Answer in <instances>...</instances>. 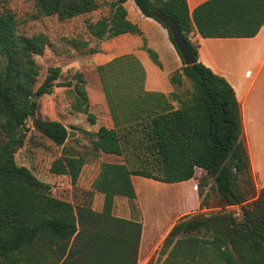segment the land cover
<instances>
[{
    "label": "trees",
    "instance_id": "obj_1",
    "mask_svg": "<svg viewBox=\"0 0 264 264\" xmlns=\"http://www.w3.org/2000/svg\"><path fill=\"white\" fill-rule=\"evenodd\" d=\"M125 1L112 2L108 17L88 25L93 39L143 36L127 19ZM32 2L29 20L56 16L66 21L99 7L96 0ZM133 2L144 17L165 29L155 12L176 23L196 62L187 67L183 63L169 75V82L180 87L187 81L191 91L185 97L173 91L170 96L178 104L173 108L165 96L142 91L144 70L132 57L97 67L113 128L102 126L95 133L84 132L93 137V151L121 157L124 143L142 149L144 158L134 170L122 163H102L86 192L88 204L77 205L53 197L48 185L15 162L14 152L22 146L24 128L38 109L33 98L51 95L55 86L61 87L57 83L61 69L48 68L43 83L34 89L39 74L34 56L50 47L48 38L20 35L15 13L6 6L0 8V264H137L142 225L115 217V198L135 200L132 176L175 184L191 180L196 169L213 179L218 207L238 206L240 212L238 216L224 211L199 213L179 220L163 240L159 255L172 248L161 264H264V187L257 193L243 139L240 104L225 78L199 62L198 39H193L196 34L200 39L255 37L264 27V0H207L192 13L186 0ZM143 49L161 68L157 53L146 47L145 40ZM116 67H120L116 73H126L129 79L127 98L117 95V84L107 78V72ZM79 82H84L81 77ZM65 86L72 87L70 83ZM73 91L77 101L72 109L94 124L84 86L75 83ZM35 125L55 146H63L70 138L69 129L59 121L37 119ZM83 166L81 157L63 154L51 163L50 173L65 176L75 185ZM94 194L103 196L101 211L91 208ZM206 197L203 207L207 206ZM249 199L254 200L245 205ZM192 232L209 237L178 238Z\"/></svg>",
    "mask_w": 264,
    "mask_h": 264
},
{
    "label": "rangeland",
    "instance_id": "obj_2",
    "mask_svg": "<svg viewBox=\"0 0 264 264\" xmlns=\"http://www.w3.org/2000/svg\"><path fill=\"white\" fill-rule=\"evenodd\" d=\"M96 1L99 6L97 10L70 20L59 21L56 16L29 20V16L33 12L32 0H0V8L6 6V8L15 13L19 20L18 32L20 35L30 38L42 34L48 38L50 43V47L41 56H34V60L39 66V74L36 78L34 89H37L43 83L48 68H55L61 65L59 67L61 74L57 80L58 85L61 87H54L51 95L34 97V101L38 103V109L34 120L31 118L24 128L25 137L22 146L18 145L16 148L14 154L15 162L18 166L30 170L39 181L48 185L53 197L74 205L88 204L86 192L90 190L102 163H122L126 164L129 169L134 170L140 168V163L144 158L142 149L135 150L132 146L124 143V154L121 157L107 156L94 152L91 144L93 137L84 133V128L90 125L86 116L72 109V105L77 101V96L73 91L75 83L83 85L85 91L88 87L89 92L94 97L103 96L100 76L96 70L79 72L75 71L73 67L70 69H63L62 67V65L74 61L83 53L86 55L87 52L85 51L89 50V46L92 48L98 45L97 41L89 35L88 25L96 22L97 19L108 17L110 4L116 0ZM71 41H75L76 44ZM263 55L264 50L262 48L249 51L244 42L207 40L204 43L202 52H198V59L201 56L208 68L216 75L220 76L219 73L221 71L225 73L227 79L228 77L236 78L237 84H244L253 78ZM203 61L200 60L199 62L205 65ZM118 68L120 67H116L115 71H108L107 78L110 83L117 84L115 85L117 86V95L127 98L130 92V88L127 87L129 79L126 73L122 76L119 75L120 73H116V70H119ZM247 72L250 75L249 79L245 77ZM225 76L221 77L227 81ZM80 77L83 79V83L79 82ZM263 80L264 68L258 82ZM68 83L72 86L70 89L65 86ZM135 91L133 89V93ZM173 91L185 97L191 91L190 84L184 81L182 86L173 87ZM167 99L173 108L178 107L177 102L171 96ZM246 113L249 125V138L254 145L256 128L251 123L252 119L248 105ZM37 119L42 121H68L69 140L63 146H55L34 127ZM258 131L261 134L260 137L264 138V127ZM63 154L79 156L84 160V166L75 185H72L69 178L65 176H55L50 173L51 163ZM260 172L264 175V168H260ZM251 173L253 174L252 170ZM131 179L136 192L135 200L130 201L121 197L115 198L112 214L115 217L137 221L143 225L144 230L141 237L142 253H144L146 245L153 244V241H156L173 222L175 224L183 218H190L199 213L211 215L224 211L238 216L240 212V207L238 206H230L223 209L218 207L219 201L214 181L200 169H196L194 177L184 185H167L137 176H133ZM255 187L257 193L264 187L260 178L258 179V185ZM182 191L184 192L182 193ZM183 195L186 197L185 200L181 198ZM204 196H207V206L203 207L201 202ZM253 200L249 199L244 204L250 205ZM90 201L93 210L101 211L102 195L94 194ZM191 234L209 237L204 232H192ZM185 236L181 234L178 237ZM160 261V257L157 259L154 256L150 264H160Z\"/></svg>",
    "mask_w": 264,
    "mask_h": 264
},
{
    "label": "crops",
    "instance_id": "obj_3",
    "mask_svg": "<svg viewBox=\"0 0 264 264\" xmlns=\"http://www.w3.org/2000/svg\"><path fill=\"white\" fill-rule=\"evenodd\" d=\"M205 1L207 0H186L189 13H192V11L198 5L202 4ZM123 7L127 12V19L132 24H135L139 27L143 36L123 34L117 37H113L111 39H104L101 41H97L98 45L93 46L92 48L91 46H89L88 48L89 50L85 51L87 52L86 55L83 53L81 56L77 57V59L71 61L70 63H66L62 65V67L63 69L65 68L70 69L73 67L75 71L87 72L93 69L96 70V68L100 66H107L108 64L119 58L121 59V58L132 57L133 59L139 62V64L144 70L145 76L141 85L142 91L147 94H153V95L161 94L166 98H168L170 94L173 92V87L169 82V75L175 71H179L183 67L182 59L179 56L173 44L171 43L168 32L165 28H163L159 23H157L153 19L144 17L141 14V12L138 10L136 5L134 4L133 0H126L123 3ZM193 39L194 40L198 39V44H199L198 52H202L204 43L207 40H219L224 42H237V43L244 42L246 43L247 49L249 51H254L259 48H262L264 50V27H262L259 30L258 34L253 38L200 39L196 34L193 37ZM144 40L146 42V47L152 49L157 53L158 59L161 63V68L153 64L147 52L143 49ZM93 49H96V51L94 52L91 51ZM200 60L203 61L201 56L199 58V61ZM203 63L208 67V65L204 61ZM59 67H61V65ZM263 68H264V55L253 78L248 83H244V84H237L236 78L228 77L229 79L228 80L224 72L220 71L219 73L220 76L226 77L227 82L236 91L235 94L240 104L242 121H243V139L247 148L255 186L258 185L259 178L262 180L264 184V175L260 172V168H264V138L260 137L261 134L258 131L260 128L264 127V80L258 82V79L261 75ZM245 77L246 79L250 78L248 72L246 73ZM86 94L88 98V112L94 116L95 120H94V124H90L88 122V124L90 125L84 128L85 130L84 132L95 133L102 126L106 128H113V121L109 112V108L105 96L103 94V90H102V94L104 97L92 96L91 93L89 92L88 87L86 88ZM139 105L141 104L139 103ZM247 105L252 119L251 123L256 128V132L254 133V137H255L254 145L249 138V125H248L247 113H246ZM58 121L61 122L66 127L67 124L69 125L68 121H61V120ZM188 182L189 181L182 183H175V184H167V185L177 186V185H184ZM157 183H161V182H157ZM183 192L184 191H182V193ZM181 198L183 200L186 199L184 195L181 196ZM173 224L174 222L171 224L170 227H167L165 229V231L161 234L160 237H158L156 241H153V244L146 245V248L143 251L144 253H142V247H141L142 240L140 238L137 264H149L154 256L157 259L158 257L161 258L160 264L165 260L172 246L169 248V250L165 255L162 256L159 255L158 251L161 250L163 240L170 231ZM143 228L144 227L142 225L141 237H142V232L144 230ZM184 236L185 237H178V238L194 237L198 239H207L206 237L195 236L192 235L191 233L184 234Z\"/></svg>",
    "mask_w": 264,
    "mask_h": 264
},
{
    "label": "water",
    "instance_id": "obj_4",
    "mask_svg": "<svg viewBox=\"0 0 264 264\" xmlns=\"http://www.w3.org/2000/svg\"><path fill=\"white\" fill-rule=\"evenodd\" d=\"M154 16L166 27V29L170 32L172 42L175 45L179 56L184 63V66H192L195 64V58L192 54V51L188 47L186 40L184 39L182 33L180 32L179 28L177 27L176 23L173 19L160 14L159 12H155ZM35 99L33 98V101ZM32 120H34V115L31 116ZM34 127L37 129L36 125ZM16 152V150H15ZM14 152V154H15Z\"/></svg>",
    "mask_w": 264,
    "mask_h": 264
}]
</instances>
